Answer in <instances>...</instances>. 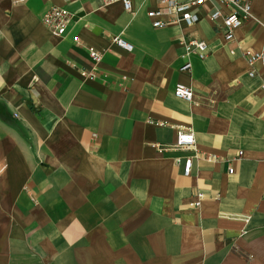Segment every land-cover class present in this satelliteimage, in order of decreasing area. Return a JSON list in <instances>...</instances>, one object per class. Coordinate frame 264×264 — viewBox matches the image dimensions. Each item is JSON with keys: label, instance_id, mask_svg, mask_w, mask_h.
Segmentation results:
<instances>
[{"label": "crops", "instance_id": "obj_1", "mask_svg": "<svg viewBox=\"0 0 264 264\" xmlns=\"http://www.w3.org/2000/svg\"><path fill=\"white\" fill-rule=\"evenodd\" d=\"M128 1L0 0V264H264V74L243 59L264 47V0L228 41L219 0L160 28L159 0ZM51 7L61 36L40 22Z\"/></svg>", "mask_w": 264, "mask_h": 264}, {"label": "built area", "instance_id": "obj_2", "mask_svg": "<svg viewBox=\"0 0 264 264\" xmlns=\"http://www.w3.org/2000/svg\"><path fill=\"white\" fill-rule=\"evenodd\" d=\"M111 0H105L106 3ZM123 11L130 10V3L128 0H119ZM220 3L229 8V11L225 14L220 13V11H214L208 18L211 22H216L218 19L221 23V30L225 40H230L232 32L238 29L245 20L251 18L250 6L246 0H219ZM204 0H159L157 2V8L154 10H148L145 16L150 22L152 28H160L175 22H184L187 25L193 24L196 17L193 10L201 7ZM69 16L62 9L51 7L49 8L40 18L41 24L49 29L54 35H63L66 26L68 24ZM111 43L117 48L124 52H130L132 47L129 43L122 40L120 37H112L110 39ZM185 53L196 52L199 57H202L205 51L206 45L199 41H188L182 44ZM87 54L90 62L96 65L100 62L101 55L93 50L92 48L87 49ZM243 59L246 66L248 67L247 76L253 77L254 65L258 64L262 68L264 74V47H261L258 51L246 50L243 52ZM189 69V63H184L179 67L180 72H187ZM261 90H264V83L260 86ZM172 95L174 98L191 102L192 101V91L180 84L174 86L172 90ZM158 126H167L166 123H157ZM175 141L173 144V149L175 150H187L193 147V136L192 133L184 128L175 129ZM241 153H237V157H240ZM181 164V174L183 177H188L190 172L191 160L186 158L181 162L179 160H174V165ZM232 169L228 167L227 173L231 174ZM194 201L189 203V207L199 206L202 195L197 193L194 197Z\"/></svg>", "mask_w": 264, "mask_h": 264}]
</instances>
